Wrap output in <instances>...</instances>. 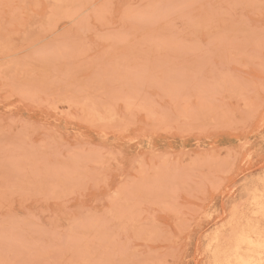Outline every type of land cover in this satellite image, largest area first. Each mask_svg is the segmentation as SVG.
<instances>
[{"label": "rangeland", "instance_id": "1", "mask_svg": "<svg viewBox=\"0 0 264 264\" xmlns=\"http://www.w3.org/2000/svg\"><path fill=\"white\" fill-rule=\"evenodd\" d=\"M0 264H264V0H0Z\"/></svg>", "mask_w": 264, "mask_h": 264}, {"label": "bare ground", "instance_id": "2", "mask_svg": "<svg viewBox=\"0 0 264 264\" xmlns=\"http://www.w3.org/2000/svg\"><path fill=\"white\" fill-rule=\"evenodd\" d=\"M256 210V209H255ZM258 210V209H257ZM261 210V209H260ZM253 212V211H252ZM251 213V212H250ZM252 214V213H251ZM257 214V213H256ZM247 219V218H246ZM244 222V221H243ZM245 224V223H244ZM249 227V226H248ZM263 228V227H262Z\"/></svg>", "mask_w": 264, "mask_h": 264}]
</instances>
